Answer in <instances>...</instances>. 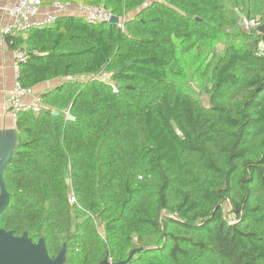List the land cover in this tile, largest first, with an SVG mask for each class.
<instances>
[{"label":"trees","instance_id":"16d2710c","mask_svg":"<svg viewBox=\"0 0 264 264\" xmlns=\"http://www.w3.org/2000/svg\"><path fill=\"white\" fill-rule=\"evenodd\" d=\"M69 1L130 17L7 38L25 87L68 80L16 119L0 228L65 264H264V0Z\"/></svg>","mask_w":264,"mask_h":264},{"label":"built area","instance_id":"2783aa9c","mask_svg":"<svg viewBox=\"0 0 264 264\" xmlns=\"http://www.w3.org/2000/svg\"><path fill=\"white\" fill-rule=\"evenodd\" d=\"M45 0H18L13 5H3L0 0V15H7L9 22L0 29V45L7 42V38L19 33L30 32L35 29H42L54 24L61 16L70 14V10L75 7L77 15L86 19L90 24L111 23L115 16L112 11L104 6L85 4L83 2H72L69 0H51L52 12L41 15V9ZM243 23L247 29H256L260 25L258 19L243 18ZM119 28L124 30V20L119 22ZM15 80L10 92L9 111L16 124V119L20 113L41 111V100L36 98L32 102H27L26 98H35L33 88L25 87L21 81V66L28 59L24 50L17 49L13 52ZM16 126V125H15ZM75 198H71V203ZM111 263L112 260H110Z\"/></svg>","mask_w":264,"mask_h":264},{"label":"water","instance_id":"95a60500","mask_svg":"<svg viewBox=\"0 0 264 264\" xmlns=\"http://www.w3.org/2000/svg\"><path fill=\"white\" fill-rule=\"evenodd\" d=\"M118 22L119 19L116 16L111 20L112 24H118ZM258 31L264 34V26ZM54 114L59 115V112ZM74 119V116L69 115V120L73 121ZM16 146V129L9 132H0V215L8 209L11 201V196L5 186L3 173L12 161ZM142 250H132L129 258L123 262L111 263L109 259H105L100 264H128L134 255ZM66 260L67 251L65 246H63L59 255L53 259L49 255L43 239L34 242L27 233L17 236L11 231L0 228V264H65Z\"/></svg>","mask_w":264,"mask_h":264},{"label":"crops","instance_id":"0c3cea01","mask_svg":"<svg viewBox=\"0 0 264 264\" xmlns=\"http://www.w3.org/2000/svg\"><path fill=\"white\" fill-rule=\"evenodd\" d=\"M18 0H1L3 5H13ZM76 1L75 3H78ZM52 12L51 0H45L44 6L41 9V15H46ZM75 7L70 10V14L66 16H77ZM65 16V15H64ZM9 22V17L7 15H0V29ZM13 52L8 44L5 42L0 45V132H9L15 129V122L9 111L10 105V92L14 85L15 73H14V59ZM68 79H57L42 83L34 87L35 98H26L27 102H32L36 98L41 100L43 94L51 91L55 87L62 84Z\"/></svg>","mask_w":264,"mask_h":264},{"label":"rangeland","instance_id":"374dc122","mask_svg":"<svg viewBox=\"0 0 264 264\" xmlns=\"http://www.w3.org/2000/svg\"><path fill=\"white\" fill-rule=\"evenodd\" d=\"M130 16H128L127 18H129ZM127 18H123L121 20H119V22H121L122 20H124V30L125 31V23H126V20ZM257 19L260 20V25L258 28H256L255 30L258 31V29H260L261 27L264 26V18H262L261 16H257ZM243 21V20H242ZM118 22V24H119ZM240 26L243 27L242 25V22L240 21ZM259 32V31H258ZM260 47L262 48L263 45L261 44ZM101 79H103L104 81L106 82H111V75L110 74H104L101 76ZM115 85V84H113ZM192 89L193 91L196 93L197 97L205 104V105H208V101H209V98H208V95L205 93V92H202L203 90L199 87L198 84H192ZM231 204L228 202L225 206V214L228 216V219H230V221H234L235 217L234 215L231 213Z\"/></svg>","mask_w":264,"mask_h":264}]
</instances>
